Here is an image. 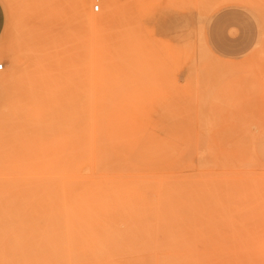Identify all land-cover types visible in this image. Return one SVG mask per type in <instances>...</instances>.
<instances>
[{
	"label": "rangeland",
	"instance_id": "1",
	"mask_svg": "<svg viewBox=\"0 0 264 264\" xmlns=\"http://www.w3.org/2000/svg\"><path fill=\"white\" fill-rule=\"evenodd\" d=\"M212 1L113 0L111 20L81 25L73 0H0V200L51 194V138L24 127L23 109L32 83L68 79L86 91L88 144L103 166L174 171L206 189L185 233L198 264H264V0L230 5L254 18L260 40L241 58L206 42ZM36 220L0 215V264H128L40 243Z\"/></svg>",
	"mask_w": 264,
	"mask_h": 264
},
{
	"label": "bare ground",
	"instance_id": "2",
	"mask_svg": "<svg viewBox=\"0 0 264 264\" xmlns=\"http://www.w3.org/2000/svg\"><path fill=\"white\" fill-rule=\"evenodd\" d=\"M89 2L73 0L75 21L86 25L113 18V0L100 2L101 16L88 12ZM230 5L254 8L247 0H218L216 8ZM0 53L6 55L5 46ZM14 76L15 70L6 72V82ZM26 96L24 127L51 138V194L0 200V215L35 217L40 243L50 246L110 251L128 264H198L185 234L199 225V206L207 201L197 178L167 170L157 176L138 165L103 166L102 155L88 144L86 91L75 81L39 79ZM256 233L264 254V220Z\"/></svg>",
	"mask_w": 264,
	"mask_h": 264
},
{
	"label": "crops",
	"instance_id": "3",
	"mask_svg": "<svg viewBox=\"0 0 264 264\" xmlns=\"http://www.w3.org/2000/svg\"><path fill=\"white\" fill-rule=\"evenodd\" d=\"M205 38L210 49L224 58H241L259 49L254 18L237 6L215 12L206 24Z\"/></svg>",
	"mask_w": 264,
	"mask_h": 264
},
{
	"label": "built area",
	"instance_id": "4",
	"mask_svg": "<svg viewBox=\"0 0 264 264\" xmlns=\"http://www.w3.org/2000/svg\"><path fill=\"white\" fill-rule=\"evenodd\" d=\"M2 69V66H1V64H0V70Z\"/></svg>",
	"mask_w": 264,
	"mask_h": 264
}]
</instances>
